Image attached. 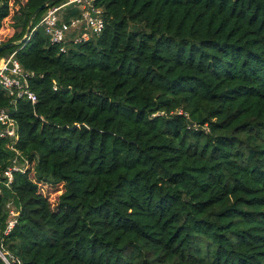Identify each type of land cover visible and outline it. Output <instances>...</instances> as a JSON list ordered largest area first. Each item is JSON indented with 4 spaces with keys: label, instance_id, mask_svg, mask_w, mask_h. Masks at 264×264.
<instances>
[{
    "label": "trees",
    "instance_id": "1",
    "mask_svg": "<svg viewBox=\"0 0 264 264\" xmlns=\"http://www.w3.org/2000/svg\"><path fill=\"white\" fill-rule=\"evenodd\" d=\"M46 1L0 0V31L15 30L0 46L18 43L0 57L17 51L38 97L13 108L30 167L0 193V250L22 264H264V0H97L104 31L66 52L33 31L45 10L22 41ZM10 158L0 138V179Z\"/></svg>",
    "mask_w": 264,
    "mask_h": 264
},
{
    "label": "built area",
    "instance_id": "2",
    "mask_svg": "<svg viewBox=\"0 0 264 264\" xmlns=\"http://www.w3.org/2000/svg\"><path fill=\"white\" fill-rule=\"evenodd\" d=\"M71 8L77 9L78 14H71L69 11ZM105 26V10L97 0H62L47 6L33 31L42 28L49 36L50 42L60 45V50L66 52L70 47L90 42L100 36ZM16 53L15 50L0 57V86L10 97L9 105L0 108V138L7 140V147L11 151L10 163L1 174L0 193L3 192L4 186L12 188L15 172L25 173L30 167L28 157L18 147L19 125L13 114V108L19 99H28L34 103L38 100L31 86V79L36 76V73L26 70L16 57ZM57 87L55 85L54 88L57 89ZM6 208L9 211L5 230L7 234L16 225L19 211L13 201H8ZM0 253V257L7 264H22L18 257L9 253L7 256L1 250Z\"/></svg>",
    "mask_w": 264,
    "mask_h": 264
},
{
    "label": "water",
    "instance_id": "3",
    "mask_svg": "<svg viewBox=\"0 0 264 264\" xmlns=\"http://www.w3.org/2000/svg\"><path fill=\"white\" fill-rule=\"evenodd\" d=\"M56 2H60L62 0H55ZM51 3V0L49 1H46L44 2L39 8H37L35 10V12L33 13L31 19H30V22H29V25H28V28H27V32H26V35L24 36L23 40L22 41H25L29 38L31 32H32V20L34 19V17L36 16V14L41 11V10H45L47 8V6ZM16 44H18L17 42H9V43H6V44H2L0 46V52H2L4 49L8 48V47H13L15 46Z\"/></svg>",
    "mask_w": 264,
    "mask_h": 264
},
{
    "label": "rangeland",
    "instance_id": "4",
    "mask_svg": "<svg viewBox=\"0 0 264 264\" xmlns=\"http://www.w3.org/2000/svg\"><path fill=\"white\" fill-rule=\"evenodd\" d=\"M6 23L7 25H9V21H7ZM7 25L4 24L2 30L0 31V42L8 40L15 32V30L13 29L10 31ZM71 46H74V45H71ZM6 54H9V51H7ZM10 206L13 207L12 204H10Z\"/></svg>",
    "mask_w": 264,
    "mask_h": 264
}]
</instances>
